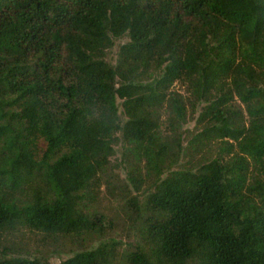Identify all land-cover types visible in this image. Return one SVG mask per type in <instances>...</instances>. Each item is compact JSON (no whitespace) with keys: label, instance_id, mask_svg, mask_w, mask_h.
<instances>
[{"label":"trees","instance_id":"obj_1","mask_svg":"<svg viewBox=\"0 0 264 264\" xmlns=\"http://www.w3.org/2000/svg\"><path fill=\"white\" fill-rule=\"evenodd\" d=\"M120 144L151 183L123 264H264V0H0V264H49L7 256L21 230L99 236ZM60 264L118 263L99 245Z\"/></svg>","mask_w":264,"mask_h":264},{"label":"rangeland","instance_id":"obj_2","mask_svg":"<svg viewBox=\"0 0 264 264\" xmlns=\"http://www.w3.org/2000/svg\"><path fill=\"white\" fill-rule=\"evenodd\" d=\"M127 42V38L115 41L114 47L106 55V61L109 64L115 65L119 47ZM175 90L184 94L178 86ZM198 116L188 115L186 124L182 126L183 147H187L192 137L200 131L196 125ZM163 129L165 134L170 135L166 124ZM115 150L107 178L109 187L107 188L105 184L101 186L99 199L95 205V211L104 218L102 233L99 236L89 239L81 247L68 238L48 239L40 234L21 230L4 243L7 256L9 258L20 256L29 259H43L49 264H60L81 250H92L99 245H108L115 254L116 263L123 264L128 254L134 252L137 247H142L143 217H145L142 209L146 202V195L151 189V183L144 180L141 190L137 192L129 180L133 161L124 156L125 151L122 144ZM216 154L212 150L184 155L181 157L179 166L174 167L172 171L195 170L200 163L214 159Z\"/></svg>","mask_w":264,"mask_h":264}]
</instances>
